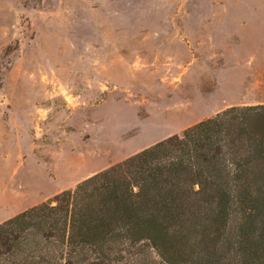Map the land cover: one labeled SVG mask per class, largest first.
Masks as SVG:
<instances>
[{"label": "rangeland", "instance_id": "374dc122", "mask_svg": "<svg viewBox=\"0 0 264 264\" xmlns=\"http://www.w3.org/2000/svg\"><path fill=\"white\" fill-rule=\"evenodd\" d=\"M259 103L264 0H0V222Z\"/></svg>", "mask_w": 264, "mask_h": 264}, {"label": "trees", "instance_id": "16d2710c", "mask_svg": "<svg viewBox=\"0 0 264 264\" xmlns=\"http://www.w3.org/2000/svg\"><path fill=\"white\" fill-rule=\"evenodd\" d=\"M0 264H264V103L225 107L4 219Z\"/></svg>", "mask_w": 264, "mask_h": 264}]
</instances>
